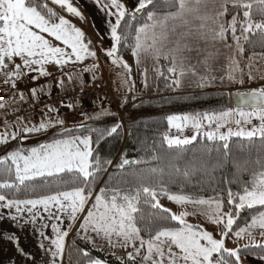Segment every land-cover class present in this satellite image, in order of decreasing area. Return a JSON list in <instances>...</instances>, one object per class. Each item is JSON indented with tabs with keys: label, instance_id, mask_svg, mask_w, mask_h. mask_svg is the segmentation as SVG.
<instances>
[{
	"label": "snow or ice",
	"instance_id": "obj_1",
	"mask_svg": "<svg viewBox=\"0 0 264 264\" xmlns=\"http://www.w3.org/2000/svg\"><path fill=\"white\" fill-rule=\"evenodd\" d=\"M93 5L107 25L101 37L109 42L104 56L123 71L128 93L135 84L124 50L142 69L143 87H149L146 65L151 61L153 80L162 82L164 91L219 85L227 89L220 93L227 104L168 115L170 128L190 127L193 134H165L151 144L145 137L139 151L150 157L129 160L125 155L114 165L103 150L124 131L118 113L102 107L68 127L59 110L46 105L47 113L57 114L55 120L48 116L21 128L22 117L6 119L9 105L0 94V110H5L0 145L6 146L0 155V222H11L13 229L0 230V241L11 244L24 264H37L41 253L44 264H108L90 254L88 246L98 245L99 251L113 249L117 264H241L242 252L264 264V239L257 241L255 235L258 231L264 238V84L244 88L245 76L247 82L264 80V74L253 71V62L264 59V0H93ZM73 18L87 22L74 0H0V83L19 91L25 79L51 77L48 66L60 72L56 87L61 90L79 83L83 92V72L95 82V45ZM246 47L252 54L241 67ZM89 58L90 66L85 64ZM69 66H83L81 75L69 72ZM30 91L38 98L43 86ZM19 95L25 99L23 92ZM128 100L126 95L121 107ZM108 117L115 122L88 123ZM53 131L59 135L49 143L8 150L10 141L23 134ZM149 161L155 164L139 167ZM229 162L235 169L231 178L218 176ZM244 173L248 180L241 178ZM209 191L213 195H206ZM163 200L184 210L177 214ZM245 210L255 211L240 225ZM189 216L205 217L213 230L189 223ZM27 227L37 237V253L27 251L14 230ZM73 231L83 247L75 240L66 243ZM233 236L247 242L229 248ZM117 249L124 254L117 255Z\"/></svg>",
	"mask_w": 264,
	"mask_h": 264
},
{
	"label": "trees",
	"instance_id": "obj_2",
	"mask_svg": "<svg viewBox=\"0 0 264 264\" xmlns=\"http://www.w3.org/2000/svg\"><path fill=\"white\" fill-rule=\"evenodd\" d=\"M230 18V17H228ZM259 52V49H256ZM247 54H252V50L246 47ZM130 53V51H123V55ZM152 73L151 76V86L154 91L153 95L150 97H144V99L132 100L129 98L128 103L122 107L121 113L115 108V106L110 102V111L118 113V118L123 121L124 131L120 137L116 139H111L107 144L104 145L103 155L113 159L114 165L119 163L120 158L125 156L129 160H137L142 156L150 157L151 153H144L139 151L140 148V140H143L145 137L148 139V143L151 144L153 141H160L163 135H165L168 130L171 128L167 124V116L173 114H185V113H195L202 112L211 108H219L227 104V97L221 96L222 90H213L206 91L201 90V92L190 91V93L185 92H166L164 91V84L162 82H157L153 80ZM225 92L227 90H224ZM164 97L165 99H162ZM167 98H171V103L167 102ZM136 105V106H134ZM59 114H64L68 112V107H59ZM100 111V110H99ZM98 112L94 110L89 115ZM85 119V118H84ZM76 122L75 124L65 123L68 127H74L79 125L81 121ZM115 122V118L108 117L103 121H89L88 123L92 126H107L111 125ZM145 125H147V130H145ZM131 129L133 134L128 135V130ZM28 136H33V138L38 139L30 143L40 144V143H49L52 139L58 138L59 133L57 131H53L50 133H41V134H23L16 141H10L11 147L8 150H13L15 148H25L24 145L28 140H23ZM32 139V138H31ZM30 139V140H31ZM200 142L204 143V138L201 136ZM237 138H233L235 141ZM24 146V147H23ZM6 146L0 145V155L4 154ZM149 164H155L153 161H149V163L141 164L139 167L144 168L148 167ZM110 172H115V167H111L109 169ZM235 172L232 164L229 162L226 164L225 168L218 172V176H226L231 178L232 174ZM244 180L249 179V175L244 173L241 177ZM107 179V175L102 174V181ZM99 186H103V182L100 183ZM233 190H237L235 185H232ZM206 195H213L211 191H209ZM255 210H245L241 218L238 221V224L243 225L245 220L249 219ZM75 240L76 243L83 247V244L79 239L72 235L68 244H71L72 241ZM90 250V254L93 257L100 258L102 260H107L108 264H117L115 257L111 256L107 253L106 250L99 251L97 249L91 248L88 246ZM242 248V247H241ZM241 256H252L247 255L242 252ZM67 263V261H66Z\"/></svg>",
	"mask_w": 264,
	"mask_h": 264
},
{
	"label": "crops",
	"instance_id": "obj_3",
	"mask_svg": "<svg viewBox=\"0 0 264 264\" xmlns=\"http://www.w3.org/2000/svg\"><path fill=\"white\" fill-rule=\"evenodd\" d=\"M74 3L77 4L81 11L84 13V15L87 17V22L85 23V25L83 24V22H80L79 20L73 18V22L77 24V26L79 27H82V29L85 31H88L87 29H91L94 36H92V42L93 44L95 45V49L97 51V55L99 57V69L101 70L103 67H102V63H101V59L104 63L107 62V64L110 65V63L107 61V59L105 58L104 56V51L103 49H106L109 47V42L108 40H102L101 37L103 35H106L107 34V25L105 24L104 22V18H103V15L97 11V9L94 7L93 5V0H74ZM230 19V18H228ZM83 24V25H82ZM89 37V36H88ZM124 58L128 61V63H130V65L132 66V68L134 69L135 73H136V79H132L134 82L137 81V82H140L141 84H138V90L136 92H138V94L140 96H143L144 94L147 95L149 94L151 88V76H152V65H151V61H148L147 62V67L149 68V72H148V84H149V87L148 88H145L143 87V82H142V76H141V71L142 69H138L135 65V61H134V58L131 56V54L129 55H124ZM245 64L249 63L247 57L245 58ZM93 63V60L91 58H89L85 64L90 66L91 64ZM254 64V67L255 65L258 64L259 67H261L262 69H264V59L262 60H258V61H254L253 62ZM81 66H69L68 67V70L72 68V73L76 76H80L81 73H82V68H80ZM48 70L51 72V70L54 72V70H57L55 67L53 66H48ZM121 70V69H119ZM52 73V72H51ZM122 70L120 71V75L122 74ZM83 75V82H84V88L86 86H90V84L93 82L92 81V76H91V73L89 72H83L82 73ZM64 81H65V84L68 83V80H67V76L64 77ZM40 82V81H38ZM43 86V90L45 88V90L48 91V89L56 86V81L54 82V84H50L49 83V80H47ZM76 86H79V83H77ZM127 86V85H126ZM80 87V86H79ZM125 87V86H124ZM127 88V87H125ZM202 90H206V89H202ZM123 91H126L125 90H122L120 93H124ZM190 91H195V92H201V89H193V90H190ZM20 92H23L24 96H25V99L24 100H21L20 99V95L19 93ZM45 92V91H44ZM134 92V91H133ZM149 92V93H148ZM186 92H189V91H186ZM29 93V94H28ZM26 92V90H21L19 91L17 94H14L12 95V93L8 94V97H9V100L8 102H6L9 107L6 109V111L8 112V115L7 117L9 116V112L13 111V109H18V107H20L22 104L26 103L29 95L32 96L31 94V91L29 92ZM132 94V93H131ZM130 97V96H129ZM13 98H14V101L13 102ZM54 109H58L59 107H53ZM102 107L99 106V108L97 109V111H99ZM5 110H0V113L1 112H4ZM55 113V112H53ZM49 115H47L46 117H44V119H47ZM6 117V119H7ZM51 117V116H50ZM0 118H2V120L5 119L4 115L0 114ZM23 118V117H22ZM17 119V118H16ZM15 119V120H16ZM24 119V118H23ZM28 119H24V122L21 123L19 126L22 128L24 127L26 124L30 125V124H38V121L37 122H34V121H31V119H29L30 121H27ZM54 120V119H53ZM3 128V123H0V130H2ZM176 129V128H175ZM28 136V135H25V137ZM33 139V141L35 140H38V139H35L33 138V136H28L26 138H24V140H28L30 141V139ZM33 147H38L40 144H45V143H40V144H35V143H32ZM30 147L28 149H31ZM54 222V221H53ZM65 222L66 221V218H65ZM0 230H13L12 229V225H11V222L9 221H5V222H0ZM17 234L20 236L21 238V244L22 246L25 247V249L29 252H32V253H37L38 252V249L36 247V239L37 237L34 235L33 231H32V228L31 227H27L25 229H14ZM50 231V229L48 230ZM75 234V232L73 231L72 233H70L69 237L66 238V243L68 244L69 240H70V237L71 235ZM246 258V257H245ZM10 259H15L17 261V264H24V261H23V258L19 256L18 253L15 252L14 248L12 247L11 244H9L7 241H0V264H9V261ZM251 259L249 261V263L247 264H261V261L259 259L256 258V256L249 258ZM37 264H44V257H43V254H39L37 256ZM65 264L66 261H65Z\"/></svg>",
	"mask_w": 264,
	"mask_h": 264
},
{
	"label": "rangeland",
	"instance_id": "obj_4",
	"mask_svg": "<svg viewBox=\"0 0 264 264\" xmlns=\"http://www.w3.org/2000/svg\"><path fill=\"white\" fill-rule=\"evenodd\" d=\"M83 24L85 25L84 22H83ZM87 30L88 31L85 30V32L87 33V36H89V38L92 40L91 37L94 36V34H93L91 29H87ZM129 54H131V53H128L126 55H129ZM250 55L251 54H247L246 52L244 53L243 58H241V60H240L241 67H244L246 65L245 64V60H246L245 58L246 57L248 58V56H250ZM98 62H99V60H98ZM101 63H102V67L103 68L101 70L99 68L96 70L97 79L95 80L94 83H91V85H93V86L90 85V86H86L85 88H83V90L84 89H90L92 91H94V90L98 91L99 90L97 93H99L100 97H98V100H97V102L95 103V106L92 109L97 110L99 108V106H101V107H104V108H108L110 110V102H111L115 106V108L118 110V112L121 113V110H122L121 104L124 101V98H125L126 95L130 96L129 98H131L132 95H135L136 100L144 99V97H150V96L153 95L154 91L151 88L152 86H150V88H151V90L149 91L150 93L148 92L149 94H147V95L144 94L143 96H140L138 94V92H136V91L139 88L138 84H141V83L137 82V81L134 82V84H135L134 89H133L134 92L132 91V94L128 93L127 92V88H125L127 86L126 85L122 86L123 73L120 75V71L121 70L115 68L111 64L110 65L107 64V62L104 63L102 61V59H101ZM82 67L83 66H81L80 68H82ZM71 70H72V68L69 69L68 71L72 72ZM253 71L257 75L264 74V69H262L261 67H258V70H257L256 67H253ZM51 72H52V76L51 77H47V78L41 77L38 81L46 79V80H49L50 84H54L55 81L57 82V80L60 78V72L58 70H54V72L51 70ZM131 79H134V80L136 79V73H135L133 68H132V73H131ZM245 79H246V83L244 85L245 89L257 88L261 84H264V80H256L255 82H247V77L246 76H245ZM28 80L32 81L31 79H25L24 82H27ZM39 86H42V85H39ZM0 87H2L5 91H7L8 94L12 93V95L17 94L19 91H21V89H18L19 91H13L10 88H8L7 86L2 85V83H0ZM39 88L40 87L37 88L38 91H39ZM75 88H79L80 89L79 86H76ZM30 89L31 88L26 90V92L28 93L30 91ZM68 89H73V88L69 87ZM125 89H126V91H123L124 93H120L122 90H125ZM193 89L194 88H184L180 92L181 93L182 92L185 93L186 91H189L188 93H190V90H193ZM52 90H54V91H62V92L64 91V90H61V89L57 88L56 86L48 89V91L45 90V88H44L43 92H41L39 94L38 98L29 95L26 103L29 102V101H33L34 99H39V97L44 98V97H46L48 95V92L50 93V92H52ZM213 90H223L224 91V90H227V89H222L221 86H219V85L213 86L211 88H206V91H213ZM233 90H235V89H233ZM55 107H58V106H55ZM70 109L71 108H69V110ZM92 109H91V111L93 112L94 110H92ZM46 113H47V109L43 108L41 110L40 117H30V118H27L28 119L27 121H30L29 119H31V121H34V122L38 121V123H39L40 120L44 119V117H46L47 115L51 116V118L54 119V120L57 118V114L56 113H47V115H46ZM0 114L3 115V112H1ZM18 117H21V116H18ZM22 117H24V116H22ZM59 118L63 119L65 121V123H69V124L71 123L66 118H64V114H59ZM24 119H26V117H24ZM76 122H78V121H76ZM254 123H258V122L254 121ZM171 129H174V128H171ZM187 130H191V128L190 127H186V128L183 129L182 132L179 131V130H177V131L180 132L179 136H181L183 138L184 136H186L185 132ZM221 131H226V129H221ZM166 134H169V131ZM192 134H193V130L191 132V135ZM30 142H33V139H31L29 142H26L25 144H27V145H24L25 148H23V149H28L29 147L31 148L33 146V144L30 143ZM163 204H164L165 207L170 208L173 212H176L177 214H179L180 211L184 210V209L180 208L179 206L175 205L174 203H172L170 201H167V200H163ZM188 210L190 211L191 209H188ZM187 219H188L189 223L199 224V225L204 226L205 228H207L210 231L213 230V226L210 225L206 221L205 217H203V216H189ZM73 235L75 236V234H73ZM255 235H256V240L257 241H261L262 239H264V238L259 236L258 231H257V233ZM246 242H247V237H245V239L238 240L236 237L233 236L231 238V240L228 241L227 246L229 248H235V247H238V246L242 247ZM97 248H99V245L97 246ZM104 250H106L108 254H110L112 251H114L113 249L108 248L106 246H105ZM115 251H116L117 255H123L124 254L121 250L117 249ZM249 258H251V256H241V264L249 263V261L251 260Z\"/></svg>",
	"mask_w": 264,
	"mask_h": 264
},
{
	"label": "built area",
	"instance_id": "obj_5",
	"mask_svg": "<svg viewBox=\"0 0 264 264\" xmlns=\"http://www.w3.org/2000/svg\"><path fill=\"white\" fill-rule=\"evenodd\" d=\"M37 86L35 83L31 82H22L18 84V89H29ZM99 91V90H98ZM97 90L86 89L81 92L79 88L75 89H67L62 91H54L48 93V95L44 98L39 97V99H34L33 101H29L28 103L23 104L18 111L10 112L7 120L10 122H15L18 116L24 117H39L41 115V110L46 105H58V106H66L68 104H74L76 107L71 108L70 111L65 114V118L71 122L76 123L78 120H82L85 118L84 114L87 113L89 115L90 109L95 106V103L100 97ZM0 94L6 95V101L9 99L7 91H5L2 87H0ZM63 101V104L61 103ZM0 123H3L2 118H0ZM191 130H187L185 132L186 136H191ZM170 136H179L180 132L176 129H171L169 131Z\"/></svg>",
	"mask_w": 264,
	"mask_h": 264
}]
</instances>
